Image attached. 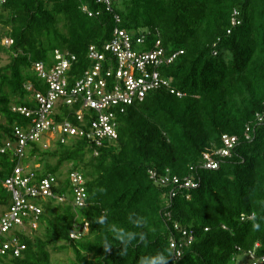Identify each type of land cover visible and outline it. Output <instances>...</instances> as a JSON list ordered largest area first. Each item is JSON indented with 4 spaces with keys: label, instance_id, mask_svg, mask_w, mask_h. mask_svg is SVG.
<instances>
[{
    "label": "trees",
    "instance_id": "obj_1",
    "mask_svg": "<svg viewBox=\"0 0 264 264\" xmlns=\"http://www.w3.org/2000/svg\"><path fill=\"white\" fill-rule=\"evenodd\" d=\"M4 1L0 148L33 121L17 110L35 109V93L47 92L35 66L52 67L56 50L77 57L71 73L77 79L90 67V48L104 52L117 30L145 37L146 51L161 41L166 62L155 70L166 84L118 111V137L102 147L87 139L29 147L23 166L32 164L34 182L55 177L54 193L72 201L70 178L79 173L87 207L40 200L38 229L17 232L27 250L0 264H60L54 260L60 253L61 264H138L165 249L172 253L169 264H238L242 255L252 264L253 253L264 258V0H115L114 13L99 0ZM59 111L57 124L80 125L68 107ZM225 136L238 139L228 157L219 154ZM206 156L219 169L207 168ZM19 163L13 151L0 152V206L10 205L4 183ZM131 213L148 218L146 238L122 255V245L97 220L129 228ZM75 230L81 239H71ZM105 237L112 240L107 252Z\"/></svg>",
    "mask_w": 264,
    "mask_h": 264
},
{
    "label": "built area",
    "instance_id": "obj_2",
    "mask_svg": "<svg viewBox=\"0 0 264 264\" xmlns=\"http://www.w3.org/2000/svg\"><path fill=\"white\" fill-rule=\"evenodd\" d=\"M114 1L99 0L98 2L108 13H114ZM4 2V0L0 1V6ZM90 16L94 15L90 13ZM234 24L239 23L234 21ZM5 44L11 45L12 42L6 41ZM145 47V37L136 38L126 31L117 30L114 39L105 46L104 52L95 47L90 48L88 55L90 67L81 78L75 79L71 74L78 60L68 52L56 50L53 55V66L50 68L44 64L35 66L38 76L47 81L48 90L45 94L35 93L34 100L38 105L35 109L17 110L27 118H33V121L25 129L16 130L15 143L8 141L3 148H0L2 154L9 150L13 151L20 161L11 177L4 183V188L11 199L8 211L0 215V258L23 256L27 246L17 237V232L27 231L31 227L38 229V220L43 214V209L38 203L40 200L70 202L75 209L87 207L86 181L81 174L71 175L74 195L72 201H68L67 197L54 193L53 189L58 184L55 177L46 178L36 184L35 177L27 169L28 166H23V160L32 144L41 143L51 136L50 142L61 140L64 144L69 140L87 139L98 147H102L106 140H116L118 111L124 113L126 106H131L136 101H144L149 91L166 84L161 80L160 73L155 70L166 62L162 42L158 41L152 50L146 51ZM175 58L176 56L168 62H173ZM28 90L34 89L29 85ZM62 107H68L73 111L80 125L71 122L57 124L55 117L59 115ZM87 115H90V119H86ZM223 140L226 149L219 154L228 157L230 150L238 143V139L225 136ZM50 142L47 141L48 144ZM206 160L209 161L207 168L219 169L218 162L211 161L208 156ZM175 183L179 184V181L176 179ZM188 184L191 185L190 182ZM191 186L197 188L195 184ZM83 230L86 232L87 226ZM81 237L82 233L76 230L71 234L73 240ZM173 247L176 248L177 245L174 244ZM249 257L252 264H264V258L258 259L254 253Z\"/></svg>",
    "mask_w": 264,
    "mask_h": 264
},
{
    "label": "clouds",
    "instance_id": "obj_3",
    "mask_svg": "<svg viewBox=\"0 0 264 264\" xmlns=\"http://www.w3.org/2000/svg\"><path fill=\"white\" fill-rule=\"evenodd\" d=\"M3 213H0V215ZM261 221L264 222V217H261ZM127 222L130 225L129 228H125L116 223L109 222L107 217L101 216L97 223L104 226L107 232L111 233L112 240L118 241L122 245V255H127L130 247H135V243L139 238L140 241H144L146 233L142 231L147 228L149 223L148 218L136 213H131L127 216ZM254 227L258 230L261 227L260 223H256ZM137 229L141 231H137ZM112 240L105 237L103 240V247L105 251H110L112 248ZM172 259V253L170 250H158L154 254L142 256L139 259L138 264H169Z\"/></svg>",
    "mask_w": 264,
    "mask_h": 264
},
{
    "label": "rangeland",
    "instance_id": "obj_4",
    "mask_svg": "<svg viewBox=\"0 0 264 264\" xmlns=\"http://www.w3.org/2000/svg\"><path fill=\"white\" fill-rule=\"evenodd\" d=\"M7 61H6V58L5 57H2L1 59H0V67H3V66H5L7 63H6ZM52 136L47 140L48 142H50L52 139ZM46 146H48L49 148H50V144H48L47 142H46ZM50 162H51V164H55L56 163V159L54 160V159H52V160H50ZM31 166H32V164H30L28 167H27V169L29 170V168H31ZM37 168H43V165H39V166H37ZM8 211V207H4V206H0V213H5V212H7ZM31 234H33V231H31ZM54 260L56 261V262H59L60 264H61V262H62V253H60V254H54ZM246 261H247V257L246 256H244V255H242V256H240L239 257V259H238V264H245L246 263ZM65 262V261H64Z\"/></svg>",
    "mask_w": 264,
    "mask_h": 264
}]
</instances>
